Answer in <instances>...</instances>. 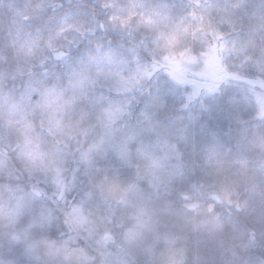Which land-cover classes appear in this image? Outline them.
<instances>
[{
  "label": "trees",
  "instance_id": "trees-1",
  "mask_svg": "<svg viewBox=\"0 0 264 264\" xmlns=\"http://www.w3.org/2000/svg\"><path fill=\"white\" fill-rule=\"evenodd\" d=\"M144 1L149 6H172L188 26L178 43L179 53L189 49L202 55L214 45L212 32H216L248 43L249 52L264 59V0H242L238 8L218 12L212 26L199 15V0ZM38 2L0 0V74L9 77L7 90L19 91L28 77L18 75L26 73V66H18L12 50L5 48L9 27L5 13L14 4V26L23 27ZM58 2L64 6L48 8L40 19L27 21L33 32L64 18L90 26L103 21L108 26L106 32L78 37L74 59L84 57L95 42H103L124 56L136 52L142 62L153 61L144 49L146 41L144 48L139 43L145 37L151 40V31L137 28L134 21L128 28L109 24L115 9L102 6L109 0ZM167 76L153 75L134 92L128 127L117 133L132 137L126 154L112 148L98 153L91 167L76 174V188L68 193L67 202L92 203L91 216L97 218L101 233L121 246L127 264H264V172L257 169L264 163V116L226 82L212 108L191 111L178 84ZM155 142L169 150L175 162L174 173L163 181L152 174L151 162L143 154ZM12 163L19 167L15 159ZM8 183L0 179L4 202L11 195L5 187ZM11 183L26 185L27 178ZM110 190L119 192V200L108 195ZM51 207L43 202L28 205L14 223L0 220V264H105L98 245L72 240L65 215Z\"/></svg>",
  "mask_w": 264,
  "mask_h": 264
},
{
  "label": "snow or ice",
  "instance_id": "snow-or-ice-1",
  "mask_svg": "<svg viewBox=\"0 0 264 264\" xmlns=\"http://www.w3.org/2000/svg\"><path fill=\"white\" fill-rule=\"evenodd\" d=\"M63 6L58 0H39L25 18V26H10L5 33V48L12 50L18 66H26V73L19 71L18 75L28 77L19 91L7 90L9 77L0 74V179L9 181L5 187L11 194L6 203L0 196V216L9 223H14L28 205L65 201L76 188V174L82 167H91L98 153L112 148L121 156L126 154L132 137H118L117 133L128 127L126 117L131 114L134 92L157 70L155 64L151 68L143 64L138 53L124 56L103 42H95L84 57L74 59L72 49L79 47L78 37L106 32L108 26L103 21L90 26L86 21L64 18L53 27L34 32L27 25V21L40 19L48 8ZM102 6L117 7L113 2ZM136 16L135 11L127 16L114 14L108 23L128 28ZM139 23L154 26L156 21L140 17ZM223 50H214L217 55L213 57L215 67L221 71L219 52ZM4 59L7 61V56ZM178 70L173 68L169 75L183 84ZM11 79L15 80L16 75ZM214 90L209 86V91ZM144 154L151 167L161 166L159 159ZM21 177L27 178L26 185L11 183Z\"/></svg>",
  "mask_w": 264,
  "mask_h": 264
},
{
  "label": "rangeland",
  "instance_id": "rangeland-1",
  "mask_svg": "<svg viewBox=\"0 0 264 264\" xmlns=\"http://www.w3.org/2000/svg\"><path fill=\"white\" fill-rule=\"evenodd\" d=\"M109 2L117 5L114 14L127 16L129 12L135 11L137 16L133 21L137 28L144 26L139 23L140 17H150L156 21L154 26H144L151 31L150 35L153 37L151 40L145 37L139 43L144 48L142 43L146 41V48L144 49L151 55L153 61L142 63L149 68L155 64L157 70L154 76L160 77L167 74V77L173 82L176 81L172 79L169 73L173 68H178L177 75L185 83H176L184 94L183 98L191 111L212 108L211 104L219 95L220 85L226 82L235 85L246 99L255 103L262 115V109H264V86H262V82H264V59L257 52L250 53L248 43H238L225 39L219 33L212 32L214 45L202 55H196L189 49L179 53L178 43L187 35L189 28L180 20L178 12L172 6H149L144 0H109ZM196 4L201 10L199 15L206 17L212 26V19L217 17L218 12L236 9L242 5V0H199ZM1 10L3 9L0 5ZM16 11L15 5L11 4L10 12L6 11L5 13L6 18H9V27L15 28L16 26H14ZM164 17L167 18L164 19ZM165 45L168 46L165 47ZM220 48L224 49L219 52V55L222 56L220 64L222 71L217 70L213 60V57L217 55L214 50ZM165 56H168L169 59L165 60ZM209 86H213L215 90L209 91ZM189 97L192 98L189 99ZM158 144L160 143L155 142L150 144L151 146L147 145L148 147L143 150V154L148 152L153 158L161 161L159 168L152 167V174L163 181L170 178L174 173L175 162L170 151ZM257 169L264 172V163L258 165ZM43 203L50 202L43 201ZM52 205L51 209L56 207L65 215L66 222L71 229L69 235L72 240L91 242L93 246L94 242L98 245L96 249L100 251L101 259L105 264H127L124 257L128 256H123L121 246L112 243L114 241L101 233L97 218L91 216V213L94 212L92 209L94 206L89 200H71L68 202L65 200ZM0 220L9 223L3 216H0Z\"/></svg>",
  "mask_w": 264,
  "mask_h": 264
},
{
  "label": "clouds",
  "instance_id": "clouds-1",
  "mask_svg": "<svg viewBox=\"0 0 264 264\" xmlns=\"http://www.w3.org/2000/svg\"><path fill=\"white\" fill-rule=\"evenodd\" d=\"M81 140H82V138H81ZM82 146H84V147H86L87 145L86 144H84V145H82ZM75 147H76V144H75V142L73 141V149H75ZM108 195H110L111 197H112V199H114V200H119V192L118 191H116V190H110L109 192H108Z\"/></svg>",
  "mask_w": 264,
  "mask_h": 264
}]
</instances>
